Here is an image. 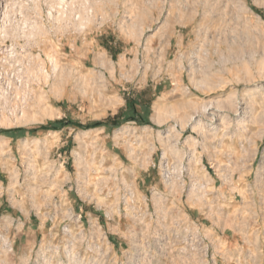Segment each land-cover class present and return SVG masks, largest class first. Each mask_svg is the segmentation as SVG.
I'll list each match as a JSON object with an SVG mask.
<instances>
[{
	"label": "rangeland",
	"instance_id": "1",
	"mask_svg": "<svg viewBox=\"0 0 264 264\" xmlns=\"http://www.w3.org/2000/svg\"><path fill=\"white\" fill-rule=\"evenodd\" d=\"M0 68V264H264V0H0Z\"/></svg>",
	"mask_w": 264,
	"mask_h": 264
},
{
	"label": "built area",
	"instance_id": "2",
	"mask_svg": "<svg viewBox=\"0 0 264 264\" xmlns=\"http://www.w3.org/2000/svg\"><path fill=\"white\" fill-rule=\"evenodd\" d=\"M31 70H33V68H0V118L7 116L8 119H13L15 121L22 120L26 116L29 107L35 103V91L38 90L42 84L39 80L31 78V76L28 75ZM59 143H61V140H59L58 145L55 146L56 153L66 147V145L62 146ZM78 146L79 143L77 141L74 147L77 148ZM74 147L71 149L70 158H67L69 161L70 159L74 160V157L77 156L72 154ZM60 158H62V153L58 155V159ZM65 164H67V161L61 164V172H65ZM62 199H64V196L58 200L59 204H57L56 201L53 207L50 208L48 222H50L49 224L51 226L48 232L51 234L52 230L57 229V223L61 220L62 233L71 238V227L75 223H80L82 220V208L78 215L75 214L72 209H67L65 214L61 218H58L59 213L62 212L56 211L55 208L62 205ZM13 245L12 243V246Z\"/></svg>",
	"mask_w": 264,
	"mask_h": 264
},
{
	"label": "crops",
	"instance_id": "3",
	"mask_svg": "<svg viewBox=\"0 0 264 264\" xmlns=\"http://www.w3.org/2000/svg\"><path fill=\"white\" fill-rule=\"evenodd\" d=\"M77 127H80V126H77ZM60 133L61 132H58V134H60ZM66 138H67L68 142H63V144H61V145L62 146H65L66 145V147H67L66 150L68 151V150H71L75 146V143L77 142V140H76V137H71V135L70 136H67ZM60 140H61V138H60ZM35 222H37V220H35ZM42 226H43V229H44V223L41 222L40 223V227H37V230L38 231H42V230H40V229H42ZM44 231L45 230H43V232Z\"/></svg>",
	"mask_w": 264,
	"mask_h": 264
},
{
	"label": "bare ground",
	"instance_id": "4",
	"mask_svg": "<svg viewBox=\"0 0 264 264\" xmlns=\"http://www.w3.org/2000/svg\"><path fill=\"white\" fill-rule=\"evenodd\" d=\"M210 110H212L211 108H206V109H204V113H206V112H209ZM211 115L213 116L214 114H212L211 113ZM214 117H215V115H214ZM204 119V118H203ZM210 120V119H209ZM196 122V121H195Z\"/></svg>",
	"mask_w": 264,
	"mask_h": 264
},
{
	"label": "trees",
	"instance_id": "5",
	"mask_svg": "<svg viewBox=\"0 0 264 264\" xmlns=\"http://www.w3.org/2000/svg\"><path fill=\"white\" fill-rule=\"evenodd\" d=\"M99 125H100V124H94L93 126H94V127H97V126H99Z\"/></svg>",
	"mask_w": 264,
	"mask_h": 264
}]
</instances>
